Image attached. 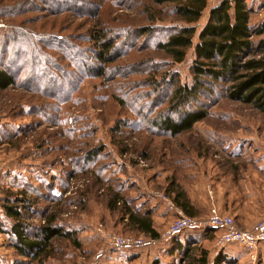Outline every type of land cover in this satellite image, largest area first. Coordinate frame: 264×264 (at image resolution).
I'll use <instances>...</instances> for the list:
<instances>
[{
    "label": "rangeland",
    "instance_id": "1",
    "mask_svg": "<svg viewBox=\"0 0 264 264\" xmlns=\"http://www.w3.org/2000/svg\"><path fill=\"white\" fill-rule=\"evenodd\" d=\"M217 2L209 1L200 26ZM248 2L260 24L264 0ZM173 22L170 5L154 0H0V67L17 75L15 86L0 90V264H41L12 246L4 204L21 207L26 234L44 224L40 214L77 231L79 247L56 237L43 264H189L179 248L193 245L209 250L207 264H264L234 245L218 253L219 230L195 229L184 244L177 240L178 249L163 238L177 218L189 216L174 203L172 182L191 199L197 220L216 208L250 229L264 214V114L217 87L204 99L209 115L189 131L172 135L143 120L167 106L168 86L152 81L167 69L157 67L164 55L155 44ZM97 30L114 39L118 54L103 77L96 73L99 43L91 40ZM190 63L174 66L183 81ZM117 192L129 208L152 210L161 240L134 229L122 203L108 204ZM118 236L145 244L116 250Z\"/></svg>",
    "mask_w": 264,
    "mask_h": 264
},
{
    "label": "trees",
    "instance_id": "2",
    "mask_svg": "<svg viewBox=\"0 0 264 264\" xmlns=\"http://www.w3.org/2000/svg\"><path fill=\"white\" fill-rule=\"evenodd\" d=\"M154 1L160 5H170L176 22H173L172 30L166 38L155 44V51L164 55V60L160 59L157 67L161 69L163 64L167 69L155 75L152 83L168 86L163 100L167 106L156 111L148 120L145 117L143 120L172 135L189 131L209 115L208 106L203 105L204 99H213L214 89L217 87H223L229 98L250 104L264 114V21L260 24L253 22L256 8L248 0H218L210 6L208 17L200 26L210 0ZM152 19L156 22V18ZM149 29L151 27L145 31ZM91 40L99 43L96 59L100 70L96 73L103 77L109 70L108 65L118 58V54L113 52L115 41L100 30L95 32ZM189 57L191 58L189 79L183 81L181 70L174 69V66L183 63ZM1 65L0 90H5L17 84V75L14 69L10 70V66ZM23 68L24 65L21 71ZM172 185L175 186L171 187L174 192V203L189 216L194 217L195 207L185 190L175 182H172ZM23 193L26 194L25 191ZM114 194V198L110 202L108 200V204L117 206L122 203L126 209V220L134 229L150 239L160 238V232L153 223L151 209L135 211L134 208H129L130 204L125 196H121L120 192ZM9 199L7 201H10ZM18 201L26 202L23 205L29 207H33L35 203L32 197L26 199L16 197V202ZM4 210L5 215L13 219L12 246L18 254L31 257V261L38 260L43 264L42 257L49 256L48 250L56 237L73 238L76 246L81 245L79 240L74 238L77 231H65L53 224L56 220L54 214L47 216L40 214L44 224L40 226L38 232L29 235L25 233L29 223L24 222L26 216L21 207L4 204ZM208 229L210 228L200 230ZM193 231L188 233L193 234ZM180 234L169 239L175 243ZM178 241L177 249L181 247ZM179 250L185 253V259L190 261L189 264L208 262L210 252L205 247L193 245ZM219 257L221 256L219 255L217 259ZM151 264L161 263L153 260Z\"/></svg>",
    "mask_w": 264,
    "mask_h": 264
},
{
    "label": "built area",
    "instance_id": "3",
    "mask_svg": "<svg viewBox=\"0 0 264 264\" xmlns=\"http://www.w3.org/2000/svg\"><path fill=\"white\" fill-rule=\"evenodd\" d=\"M165 202L170 209L175 207L173 201L164 196ZM216 229L219 230V235L215 241L216 247L224 249L227 245H237L248 253L249 260L252 263L258 261V247L264 241V214L261 220L250 229H242L236 226L231 215H221L216 208H212L211 214L206 220H197L194 217L188 216L177 218L163 234L164 239H169L172 236L195 229ZM116 250H123L125 248L142 247L145 244L144 240L129 239L125 237L116 238ZM217 255V253H216ZM210 264H217L216 260H212Z\"/></svg>",
    "mask_w": 264,
    "mask_h": 264
},
{
    "label": "crops",
    "instance_id": "4",
    "mask_svg": "<svg viewBox=\"0 0 264 264\" xmlns=\"http://www.w3.org/2000/svg\"><path fill=\"white\" fill-rule=\"evenodd\" d=\"M262 168H264V166H262ZM261 168V169H262ZM153 200H154V198H153ZM192 202V201H191ZM154 206L155 205H158V202H154V204H153ZM159 206H161V205H159ZM160 207H158L157 209H159ZM153 215V214H152ZM155 226V225H154ZM156 228V227H155ZM157 229V228H156ZM188 232H191V231H188ZM188 232H184V233H181L180 234V236H178L176 239L177 240H179L180 242H182L183 244L186 242V239H189V237L190 236H187V237H185L184 235L185 234H189ZM194 232H198V231H194ZM199 232H201V230H199ZM190 235V234H189ZM186 238V239H185ZM159 240H161V239H159ZM158 241V240H157ZM164 244V243H163ZM175 244H176V242H175ZM234 245V244H233ZM230 246V245H229ZM232 246V245H231ZM234 246H236L238 249H243V248H241V247H239V246H237V245H234ZM156 250V249H155ZM244 250V249H243ZM225 253V252H224ZM245 253L247 254V252H246V250H245ZM259 255H260V257H261V259H264V241H262L260 244H259V247H258V260H259Z\"/></svg>",
    "mask_w": 264,
    "mask_h": 264
}]
</instances>
